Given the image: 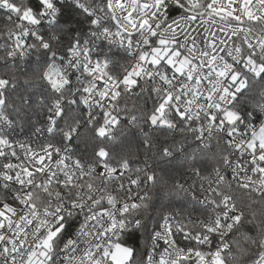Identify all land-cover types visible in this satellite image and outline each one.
<instances>
[{
    "label": "snow or ice",
    "instance_id": "obj_1",
    "mask_svg": "<svg viewBox=\"0 0 264 264\" xmlns=\"http://www.w3.org/2000/svg\"><path fill=\"white\" fill-rule=\"evenodd\" d=\"M0 11V264H264V0Z\"/></svg>",
    "mask_w": 264,
    "mask_h": 264
},
{
    "label": "trees",
    "instance_id": "obj_2",
    "mask_svg": "<svg viewBox=\"0 0 264 264\" xmlns=\"http://www.w3.org/2000/svg\"><path fill=\"white\" fill-rule=\"evenodd\" d=\"M3 15L4 14H2L1 16H3ZM133 133L136 134L135 130H133ZM136 135L138 136V134H136ZM153 135H155L158 138V141H159V143L161 145H163L166 142L163 138H164L165 135H167V133H165V132H156V133H153ZM135 143H136L137 146H139L141 144L140 139L138 138ZM159 163H160V168H164L167 162L161 160ZM158 171H159V169H158Z\"/></svg>",
    "mask_w": 264,
    "mask_h": 264
},
{
    "label": "clouds",
    "instance_id": "obj_3",
    "mask_svg": "<svg viewBox=\"0 0 264 264\" xmlns=\"http://www.w3.org/2000/svg\"><path fill=\"white\" fill-rule=\"evenodd\" d=\"M253 101L251 100V98L249 97V99L247 101H245V103L251 104Z\"/></svg>",
    "mask_w": 264,
    "mask_h": 264
},
{
    "label": "built area",
    "instance_id": "obj_4",
    "mask_svg": "<svg viewBox=\"0 0 264 264\" xmlns=\"http://www.w3.org/2000/svg\"><path fill=\"white\" fill-rule=\"evenodd\" d=\"M2 14H4L2 11H0V16L2 15Z\"/></svg>",
    "mask_w": 264,
    "mask_h": 264
}]
</instances>
